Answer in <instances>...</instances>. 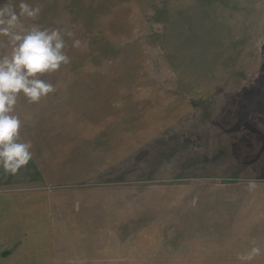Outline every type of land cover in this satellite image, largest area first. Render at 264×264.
<instances>
[{
  "label": "rangeland",
  "instance_id": "374dc122",
  "mask_svg": "<svg viewBox=\"0 0 264 264\" xmlns=\"http://www.w3.org/2000/svg\"><path fill=\"white\" fill-rule=\"evenodd\" d=\"M27 4L17 30H59L70 62L17 95L11 218L64 264H264V0Z\"/></svg>",
  "mask_w": 264,
  "mask_h": 264
},
{
  "label": "clouds",
  "instance_id": "9594fccd",
  "mask_svg": "<svg viewBox=\"0 0 264 264\" xmlns=\"http://www.w3.org/2000/svg\"><path fill=\"white\" fill-rule=\"evenodd\" d=\"M40 9L21 2L19 13L11 4L0 5V37H7L11 55L0 57V167L6 173L15 174L32 159L31 143L20 139L21 120L15 114L17 95H23L32 103L55 91L52 84L37 78L44 73L58 71L70 62L65 53L64 35L59 30H17L20 17L35 19ZM72 38L71 32L66 33ZM72 46L78 48L80 41L73 39ZM252 249V255L259 254ZM252 255L241 257L250 260Z\"/></svg>",
  "mask_w": 264,
  "mask_h": 264
},
{
  "label": "crops",
  "instance_id": "0c3cea01",
  "mask_svg": "<svg viewBox=\"0 0 264 264\" xmlns=\"http://www.w3.org/2000/svg\"><path fill=\"white\" fill-rule=\"evenodd\" d=\"M32 1L38 2V0H11L10 3L19 5L21 2ZM13 193L18 195L17 191H6L0 187V264H64L63 259L51 257V250L46 252V248L40 246L41 243L43 245L48 243L49 247L51 245L44 230L45 227L48 229L50 224L47 225L44 220L38 219L39 216L33 221L11 218L14 213L12 201L16 196ZM256 202L259 204V198ZM19 224L28 225L30 229L24 230ZM42 231H45V234H42ZM46 239L48 242L45 241Z\"/></svg>",
  "mask_w": 264,
  "mask_h": 264
}]
</instances>
